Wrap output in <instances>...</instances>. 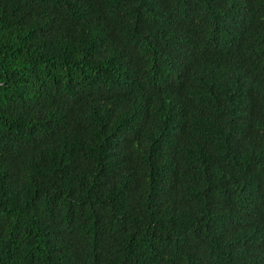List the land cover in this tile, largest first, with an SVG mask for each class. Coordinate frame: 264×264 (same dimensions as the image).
Here are the masks:
<instances>
[{
    "label": "trees",
    "instance_id": "obj_1",
    "mask_svg": "<svg viewBox=\"0 0 264 264\" xmlns=\"http://www.w3.org/2000/svg\"><path fill=\"white\" fill-rule=\"evenodd\" d=\"M0 264H264V0H0Z\"/></svg>",
    "mask_w": 264,
    "mask_h": 264
}]
</instances>
